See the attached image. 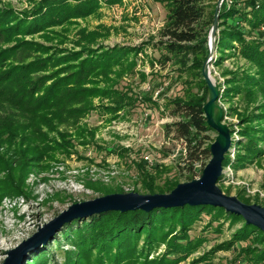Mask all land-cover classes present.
<instances>
[{
  "label": "trees",
  "instance_id": "obj_1",
  "mask_svg": "<svg viewBox=\"0 0 264 264\" xmlns=\"http://www.w3.org/2000/svg\"><path fill=\"white\" fill-rule=\"evenodd\" d=\"M167 1L166 21L160 31V43L167 51L162 57L164 61H174L198 48L205 56L210 26L214 21V14L208 13L205 0ZM44 2L49 12H56L59 20L53 17L45 21V15L41 14L42 6H39L32 12L38 17L29 26L37 28L34 33L55 27L72 15H78L85 4H92L91 8L97 7L95 0H84L83 4L75 6L58 0ZM236 2L218 13L220 32L217 49L220 55L214 64L220 66L229 58L230 51L239 49L243 57L258 69L259 77L228 71L231 77L226 81L220 99L223 97L230 101L235 95L246 93L253 103L257 101L258 94L264 96V42L248 38L264 26V0L258 9L250 8L247 11L238 9ZM242 23H248L250 29H244ZM27 24V19H21L12 10H0V43ZM197 44V48L193 49ZM136 50L115 47L70 52L26 40H20L13 47L0 48V173L5 174L0 179V185L21 192L28 173L39 166L50 152L71 147L74 135L85 136L87 130L80 125V121L93 110L95 98L114 96L111 82L113 68H121L115 71L117 78L121 77L126 68L129 70L136 64L137 55H133ZM25 52L38 55L33 59H22ZM203 62V58H200L194 63L202 77V94L190 99L175 97L169 103L171 115L176 120L165 125V135H173L185 145L178 174L172 177L166 175L171 169L161 164L151 168L143 160L138 163L132 161L139 171L140 188L135 187L131 192L170 193L179 183L195 179L198 176L196 165L203 164L202 172L211 159L210 146L215 138L211 139L208 135L214 131L207 123L203 108L208 91L202 76ZM100 76L103 79L97 80L96 77ZM50 80L54 81L46 87ZM41 92L43 95L40 96ZM142 103L157 105L152 97L139 99L134 94H126L113 110L130 114ZM241 124L243 129L240 135L247 140L245 144L241 140L235 141L234 129L229 127L232 148L237 145L236 169L244 168L264 154L259 147L264 143V103L242 116ZM70 129H74V132L71 133ZM122 152L128 150L122 149ZM230 154L223 162L224 169L231 164ZM222 180L223 176L218 183ZM95 189L101 196L127 193L121 187ZM243 192L237 195L238 199L253 204L244 198ZM255 204L262 205L259 202ZM204 214L211 216L212 221L223 217L232 219V227L239 221L243 225L229 241L217 245L192 264H214L217 252L230 250L251 239L255 244L264 245L263 232L246 225L242 217L227 213L222 208L188 205L151 212H106L85 220H75L62 229L60 238L56 237L54 243L63 250V264H180L197 253L207 241L204 237H190L193 226ZM66 246L69 249H62ZM163 246L165 251L155 256ZM240 259H246L250 264H264V249L259 250L251 245L241 247L230 264ZM27 264L57 263L51 250L41 249Z\"/></svg>",
  "mask_w": 264,
  "mask_h": 264
},
{
  "label": "rangeland",
  "instance_id": "obj_2",
  "mask_svg": "<svg viewBox=\"0 0 264 264\" xmlns=\"http://www.w3.org/2000/svg\"><path fill=\"white\" fill-rule=\"evenodd\" d=\"M44 1L0 0V10H12L21 19L28 20L27 26L18 28L17 32L7 37L4 43H0V48L13 47L20 40L70 52L87 48L94 50L115 47L133 48L137 49L133 51V55H137V60L134 59L136 64L129 70L126 68V72L119 78L116 73L121 68H113L111 82L115 94L112 98L97 97L93 100V110L80 121V125L87 130L85 136L74 135L71 138V147L50 152L39 166L28 173L21 192L8 190L0 185V264L6 258L7 251L31 237L39 227L51 221L70 205L101 197L96 187H121L127 193L135 187L140 188L139 171L132 161L138 163L143 160L151 168L161 164L171 169L166 175L171 177L177 175L185 145L173 135L170 137L165 135V125L176 120L171 115L172 108L169 103L175 97L190 99L202 94V77L194 63L200 58H203L205 62L209 55L208 35L205 56L198 48L197 51L190 50L174 61H164L162 57L167 51L160 43L162 41L160 31L166 21L167 0H95L96 8H91L92 4L91 6L85 4L78 15H72L55 27L34 33L37 28L29 26L38 17L32 15V12L39 6H42L41 14L45 15V21L48 18H59L56 12H49ZM58 1H65L75 6L83 4L84 0ZM261 1L263 0H237V2L235 0H205V4L208 13L214 14L215 17L217 7H219V13L220 10L229 8L236 2L238 9L247 11L250 8L258 9ZM241 25L246 30L250 29L248 23ZM212 26L213 24L210 28ZM219 32L218 28L210 76L219 86L220 94H223L226 81L231 77L227 74L228 71L259 76L258 69L243 57L239 49L230 51L229 58L220 66L214 64L220 55L217 49ZM251 36L248 39L256 38L264 42V26L258 33L255 32ZM197 46L198 44L193 49ZM37 55L25 52L21 57L33 59ZM96 79H103V76ZM53 81H48L46 87ZM42 93L39 95H43ZM126 94H134L139 99L144 96L152 97L157 105L138 104L130 114L125 111L114 112L116 103ZM258 95L257 101L253 103L246 93L245 95L237 94L230 101L222 96L219 99L218 105L225 113L224 123L234 129L235 141L241 140L244 144L247 142L240 135L243 129L241 119L245 114L255 111L257 105L264 103L263 94ZM69 131L73 133L74 129ZM208 135L211 139L217 137L216 132ZM259 147L264 151V143ZM122 149L128 152L123 153ZM237 153V145H234L230 154L231 164L224 169L223 180L218 183L219 187L229 196L237 197L244 191L246 200L253 204L259 202L264 205V154L244 168L236 169L234 166ZM145 157H148L151 162L145 161ZM202 165L197 164L195 167L198 175L196 178H199L202 173L200 172ZM4 177L5 174L0 173V179ZM231 220L223 217L212 221L211 216L204 214L193 226L190 237L192 239L204 237L207 241L197 253L180 264H192L217 245L229 241L235 231L243 225L239 221L232 227ZM218 230L221 231L218 232ZM61 231L47 244L29 252L23 264H27L41 249L51 250L54 261L57 264H63V250L54 243L56 237L61 236ZM250 245L259 250L264 249V245L255 244L251 239L230 250L217 252L214 256V264H230L238 255L239 248ZM62 249H69V247H62ZM164 251L165 246L155 256ZM235 264L250 263L246 259H240Z\"/></svg>",
  "mask_w": 264,
  "mask_h": 264
},
{
  "label": "water",
  "instance_id": "obj_3",
  "mask_svg": "<svg viewBox=\"0 0 264 264\" xmlns=\"http://www.w3.org/2000/svg\"><path fill=\"white\" fill-rule=\"evenodd\" d=\"M217 7L213 26L209 33V55L204 62L202 75L208 87L207 99L203 105L208 125L217 133L210 146L211 159L204 167L201 176L192 181L179 183L170 193L141 194L137 192L113 193L70 205L58 216L39 227L31 237L17 247L6 252L2 264H23L29 252L47 244L63 227L75 220L88 219L106 212H151L155 209L211 206L224 209L227 213L240 216L246 225L256 227L264 234V207L259 204H246L236 196L226 195L218 185L223 176V162L232 149L231 130L224 123V112L218 105L220 88L210 76L218 29Z\"/></svg>",
  "mask_w": 264,
  "mask_h": 264
},
{
  "label": "built area",
  "instance_id": "obj_4",
  "mask_svg": "<svg viewBox=\"0 0 264 264\" xmlns=\"http://www.w3.org/2000/svg\"><path fill=\"white\" fill-rule=\"evenodd\" d=\"M144 160L145 161H149V158L148 157H145ZM149 162H151V161H149Z\"/></svg>",
  "mask_w": 264,
  "mask_h": 264
}]
</instances>
